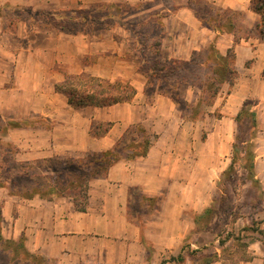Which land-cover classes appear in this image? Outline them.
<instances>
[{"label": "crops", "instance_id": "obj_1", "mask_svg": "<svg viewBox=\"0 0 264 264\" xmlns=\"http://www.w3.org/2000/svg\"><path fill=\"white\" fill-rule=\"evenodd\" d=\"M121 1L0 0V6L9 4L40 11L64 10L69 8L66 7L69 2L77 7H88ZM213 1L222 8L244 13L254 25L260 19L251 10L252 0ZM69 9L75 10L76 7ZM173 18L186 27L188 32L185 36L191 39L186 40L189 44L184 47L171 42V58L188 61L193 52L205 48L216 37V33L200 26L190 11L180 10ZM18 25L15 33L4 31L0 19V117L2 120L45 118L50 120L51 125L48 128L12 129L3 136L5 141L18 148L19 161L34 162L57 155L79 157L88 152H103L112 148L130 126L142 124L151 132L156 131L148 123L150 116L157 113L163 116L162 106L169 113L173 110L171 100L160 95L153 105H141L144 96L137 88V96L130 104L109 108H73L63 95L56 92L55 86L64 81L66 68L72 73H90L92 65H84L89 46H80L82 38H90L57 35L41 29L31 32L28 23L20 22ZM180 36L183 37V34L180 33ZM9 40L12 44L7 43ZM217 46L223 54L234 48L238 72L231 93L229 85L222 90L228 89L226 108H222V114L227 115L223 116L224 121L229 120V116H237L247 99L245 92L248 89L242 84L257 82L259 77L263 79L264 38L252 37L235 45L233 36L222 34ZM164 47L165 42L163 51ZM139 97L138 104L136 101ZM217 102L214 104L216 108L219 107ZM232 105H236L234 112L228 110ZM94 123H111L112 126L105 136L96 138L92 135ZM173 142L159 136L145 159L120 161L106 177L95 179L91 183L85 212L78 211L71 198L47 201L35 197L23 200L0 188L3 238L14 241L23 238L27 251L54 260L56 264H149L152 254L143 244L142 235L157 250L165 246L176 255L182 249L184 233L173 237L180 243L173 249L171 239L166 240L170 231H165L162 241L151 235V227H182L186 222L181 220L187 209L184 206L186 185L180 182L177 172L170 173L172 161L168 158V147H172ZM134 188H140L147 197L163 198L160 208L148 221L145 220L142 227L134 224L129 216V197ZM176 196L181 197L175 202ZM164 214L167 218L163 217ZM193 225L194 220L190 227ZM241 264L264 263L260 258H255L252 262Z\"/></svg>", "mask_w": 264, "mask_h": 264}, {"label": "trees", "instance_id": "obj_2", "mask_svg": "<svg viewBox=\"0 0 264 264\" xmlns=\"http://www.w3.org/2000/svg\"><path fill=\"white\" fill-rule=\"evenodd\" d=\"M189 3L192 7L191 11L204 27L219 34L233 36L235 45L252 37L264 38V0L251 1V10L260 18L252 27L245 24V16L242 12L213 7L206 0H189ZM126 7L127 5L119 3H97L87 9L77 10L74 15L73 11H34L31 8L6 4L0 6V19L3 30L12 33H15L18 24L23 22L29 24L31 32L41 29L57 35H82L103 39L106 32L117 27L126 28L128 26L124 21L126 17L139 11L138 9L126 10ZM203 8L206 9L205 12L202 11ZM148 23L149 19H145L142 22L131 24L129 29L133 34L135 52L141 56L142 73L147 80L144 91L146 99L150 102L156 95L166 97L175 104L177 109H181L184 120L201 119L204 114L202 107H213L223 88L226 85L231 88L235 85L238 72L234 48L223 54L214 41L208 49L193 52L189 61L173 59L164 61L161 59L162 38L158 36L157 40L155 38V41L150 43L151 37L140 30ZM218 39L219 37L216 38ZM196 68H203L207 72L199 79L190 78L183 73ZM181 85L199 87L200 96L195 104H188L180 98L178 90ZM55 90L63 95L75 109L109 108L118 104H130L137 96V89L130 82L121 80L111 82L83 73H65L64 81L57 84ZM235 122L240 129L244 125L247 126V138L242 141L241 136L236 135L232 164L222 176L226 181L233 178L237 173L238 157L243 154V167L248 173V178L254 186L259 187L260 182L256 176L255 166V140L260 127L258 113L246 103L235 117ZM38 126L51 127L50 120L45 118L2 120L0 117V188L7 189L9 195L23 200H32L35 197L47 201L71 198L80 212H85L87 209L91 183L95 179L106 177L110 169L120 161L133 162L145 159L158 139V136L144 125L136 124L127 129L112 148L103 152H88L79 157L57 155L34 162L19 161L17 159L18 148L5 141L3 136L12 129ZM103 126L105 125L100 124L97 131ZM111 126V123H107L103 132L92 131V135L101 138L108 133ZM162 200V197L143 195L140 188L132 189L129 197L131 221L142 227L144 220L153 216L160 208ZM135 204L136 208L131 211V206ZM142 211H145V218L138 217ZM214 212L215 208L212 207L202 215H196L194 217L196 229L208 230V224ZM236 220L237 217L234 223ZM1 223L0 209V250L3 255L8 256V264H56L54 260H48L27 251L23 238L18 241L5 240L1 233ZM262 223L264 222H253L252 226H246L239 233L224 230V233L218 234L221 254L217 252L203 254L200 257L203 264L216 262L227 264L226 256L233 260V264L254 261L256 257L249 252L250 243L260 242L264 246V241L257 238V236L264 237ZM231 241L234 244L232 249L227 246ZM142 242L150 252L152 246L144 235H142ZM185 249L186 246L177 257H172L170 261L183 264ZM191 253L199 254L201 251ZM165 263L166 261L162 262V264Z\"/></svg>", "mask_w": 264, "mask_h": 264}, {"label": "rangeland", "instance_id": "obj_3", "mask_svg": "<svg viewBox=\"0 0 264 264\" xmlns=\"http://www.w3.org/2000/svg\"><path fill=\"white\" fill-rule=\"evenodd\" d=\"M206 2L210 6L222 8L218 4L216 5L213 0H206ZM117 3L127 5L126 10L133 11L138 9L139 11L126 17L124 20L128 24L126 28L117 27L112 31L106 32L103 36V38L106 37L105 39L82 38L80 46H89L88 56L84 60V65H92L89 70L90 73L85 74H91L90 76L100 77L111 82L118 80L128 81L135 88L139 89L140 92H143L144 98L141 100V105L143 103L144 105H153L158 95L150 102H148L144 95L147 80L141 70V56L135 52L133 34L129 30L130 25L149 19V23L140 30L151 37L150 43L155 41V38L157 40L158 36L162 38L161 59L164 61L168 59L185 61L180 58L170 57V43L173 42V44L183 47L189 44L186 43V40L190 41L191 38L185 36L188 30H186L184 25H179V21H176L173 15L180 10L192 12L191 4L189 0H123ZM61 5L65 4L62 3ZM71 6L76 7V9H69ZM66 7L69 8L64 10L73 11L72 13L75 15L77 10L81 8L87 9L89 6L77 7L76 4L73 3L72 5L69 2V5H66ZM205 10L203 8L202 11L205 12ZM244 20L248 27L254 25L250 19L244 17ZM159 23L161 25H158ZM200 26L212 31L214 34L216 33V37H213L205 48L201 50L208 49L209 45L214 41L218 44L219 39L216 40V38L222 34L204 27L201 22ZM169 33L170 35H168ZM180 33L183 34V37L180 36ZM164 42L165 50L163 51ZM7 43L12 44V41L9 40ZM75 63L77 64V62ZM79 67L78 69H80ZM64 72L77 74L70 72L67 68ZM206 72L203 68H196L187 70V72L184 71L183 73L187 74L186 76L190 78L199 79ZM242 85H244L243 87L246 90L248 89L245 92L247 99L243 105L248 103L259 116L260 127L255 140V166L256 176L260 182L259 187L254 186L248 178V173L243 167V154H240L238 157L237 173L233 178L226 181L222 176L232 164V159L234 158L233 145L236 141V135L239 134L242 141L247 138V126L244 125L241 129L238 128L235 122L236 115L229 116V120H222L223 116H227L226 114H222V108L227 103L228 89H225L218 97L217 104L219 107H202L204 114L201 119L196 121L184 120L180 112L181 109H177L175 104L171 113L168 112L169 110L165 106H162L160 109L163 112V116L157 113L151 115L148 120V123L156 128V131L152 130L153 134H156L158 137L162 136L163 139L168 141H175L172 147H168V158L169 161H172L170 173L175 174L177 172L180 182L186 185L184 206L186 205L187 208L185 209V214L181 217L182 221H186L182 227L173 225L151 227V235L162 241L165 231H170V236L166 240L171 239V247L173 249L174 246L180 244L173 237H178L179 233H184L185 239L182 243V249L185 246L186 249L184 252L185 262L183 264H203L200 257L208 252L221 254L218 234L224 233V230L239 233L246 226H252L253 222H264V73L263 79L259 77L257 82ZM233 87H230L229 91H232ZM178 94L184 102L195 104L200 96V89L198 86L181 85ZM136 102L139 104L140 97ZM228 110L234 112L236 105H232ZM33 119L37 120L38 118ZM106 124L103 123L105 126ZM99 125L94 123L92 131L103 132L105 126L97 131ZM195 142H197V145ZM179 197L181 196H176L175 202ZM212 207L215 208V212L211 216L208 230H198L195 225H193L194 227H190L196 215H202L207 209ZM135 208L136 204L131 206L130 210L133 211ZM164 215L163 217L167 218ZM140 216L145 218V211H142L138 215V217ZM236 217L237 220L234 223ZM155 220L156 218H154ZM261 228L264 229V223L261 224ZM257 238L264 241V237L257 236ZM233 245L232 241L227 244L230 249H232ZM205 247L209 249H204ZM197 250L201 251V253H191ZM181 251H178L174 255L165 246L158 250L152 247L150 251L152 257L149 259V264H162L163 261H166L165 264H179L170 260H172V257H177ZM249 252L256 258H260L264 263V246L260 242L250 243ZM229 258L228 256L225 257L227 264H233V260ZM8 262V256L3 255L0 250V264H8Z\"/></svg>", "mask_w": 264, "mask_h": 264}]
</instances>
